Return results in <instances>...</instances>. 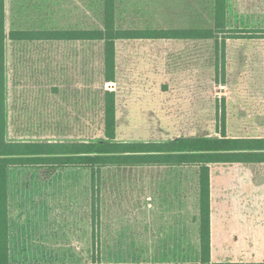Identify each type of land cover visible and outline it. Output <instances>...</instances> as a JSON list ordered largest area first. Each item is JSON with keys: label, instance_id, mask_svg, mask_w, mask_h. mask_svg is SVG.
Instances as JSON below:
<instances>
[{"label": "rangeland", "instance_id": "1", "mask_svg": "<svg viewBox=\"0 0 264 264\" xmlns=\"http://www.w3.org/2000/svg\"><path fill=\"white\" fill-rule=\"evenodd\" d=\"M5 2L7 31L94 28L101 22V0H51L50 10L43 9V0ZM116 4L121 26L188 28L212 22L211 0ZM227 21L237 30H264V0H228ZM7 49L10 136L16 137V131L38 138L99 134L101 43L51 45L49 79L42 77L39 48L35 52L33 46L8 41ZM104 87L116 93L119 140L217 135L222 119L228 136H264V38L227 39L223 50L212 40L117 41L115 81ZM248 165L258 164L211 165L216 216L222 204L233 202L235 174L249 176ZM60 175L67 183L50 198L53 214H64L68 226L66 262H90V235L102 263L197 260L196 165L106 166L93 177L94 187L86 172ZM10 184L13 207L19 196L13 176ZM177 205L187 215L180 209V216L172 217ZM74 242L80 246L77 252L70 249Z\"/></svg>", "mask_w": 264, "mask_h": 264}, {"label": "trees", "instance_id": "2", "mask_svg": "<svg viewBox=\"0 0 264 264\" xmlns=\"http://www.w3.org/2000/svg\"><path fill=\"white\" fill-rule=\"evenodd\" d=\"M228 0H211V25L188 28L121 26L116 0H101L100 25L82 28H42L36 26L6 29V2L0 0V264H10L8 251L7 170L14 166L88 167L92 175L106 166L196 165L198 168L199 260L195 263L158 264H236L210 262V165L264 163V136H228L222 119L217 135L175 136L167 140H119L117 138L116 93L104 87L116 77V42L128 40H212L223 50L227 39H263L264 30H237L228 27ZM81 40L101 43L99 76L101 87L99 134L73 138L24 137L9 135L8 124V41ZM221 57L224 53L221 51ZM220 57V58H221ZM81 132V130H80ZM94 187V185H93ZM94 243V240H93ZM90 263L100 262L91 254ZM154 264V263H142ZM264 264V263H250Z\"/></svg>", "mask_w": 264, "mask_h": 264}, {"label": "crops", "instance_id": "3", "mask_svg": "<svg viewBox=\"0 0 264 264\" xmlns=\"http://www.w3.org/2000/svg\"><path fill=\"white\" fill-rule=\"evenodd\" d=\"M42 6L44 10H50L51 0H43ZM42 28L45 27L42 26ZM47 29L51 28L48 26ZM15 43L23 46H33L37 48L35 52H38L39 49L41 50L40 55L42 56L44 63L42 67V77L44 79H49L51 72L48 60L50 58L51 45L57 46L60 43L79 44L82 47L84 43L89 44L94 42H83L81 40H42L34 42L18 41ZM81 54L82 50L80 52V57ZM43 88L45 89L44 86ZM44 89L42 90L45 91ZM51 89H53L55 93L59 92V88L57 87L51 86ZM24 137L36 138V136ZM254 164L258 165L244 166L246 167L245 169L250 170V172L247 173L249 176L246 178L242 177V173L237 172V174H235L233 202L222 204L218 210V216H216L213 208V183L210 165L211 263H264V163ZM69 172H74V174L86 172L90 177V179L89 177L88 179L92 182V187L95 177L99 174L98 172H95V175L93 176L90 168L79 166L55 168L49 166H14L8 168V190L11 185L10 177L13 176V185H15L16 192H18L19 195L13 207L9 205L8 199V251L10 264H77L66 262L69 246L67 245L65 234L68 230V226L64 219V214H62L63 216H61V213L53 214L51 208L53 207V200L50 198L53 191L59 190V188L65 186L67 183V180L61 177L60 174ZM23 186L26 187L25 190L23 189ZM180 209L181 213L187 215V210L183 211L180 205H177L171 210V216H180ZM196 210L198 213V203H196ZM197 216L198 214H195L193 219L196 235L198 237V247L196 252L197 260L195 262H198L200 254ZM231 231H233V233ZM58 232H62L60 237L56 235ZM72 233L74 234V230ZM73 238L74 237H72V239ZM93 240L94 238L90 235L89 248L91 254L96 243L95 240L93 243ZM74 245L75 247L73 248L70 244V249L71 251L77 252L80 246H78L76 242H74ZM95 253L98 254L96 251ZM52 256L54 259H57V261L55 260L52 262L47 258Z\"/></svg>", "mask_w": 264, "mask_h": 264}]
</instances>
